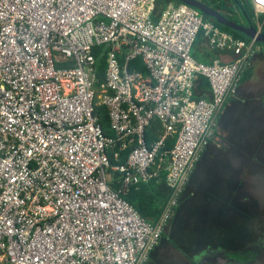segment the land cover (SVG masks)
Returning <instances> with one entry per match:
<instances>
[{
  "label": "built area",
  "instance_id": "obj_1",
  "mask_svg": "<svg viewBox=\"0 0 264 264\" xmlns=\"http://www.w3.org/2000/svg\"><path fill=\"white\" fill-rule=\"evenodd\" d=\"M249 2L264 14V0ZM154 5L0 0V264H146L158 245L255 42L233 39L187 5L167 3L158 14ZM199 32L233 61L194 60ZM135 59L145 75L129 70ZM198 77L208 100L194 96ZM97 106L113 137L103 134ZM117 144L129 153L111 166L107 152ZM108 170L119 175L116 188ZM162 173L169 196L149 222L123 196Z\"/></svg>",
  "mask_w": 264,
  "mask_h": 264
},
{
  "label": "trees",
  "instance_id": "obj_2",
  "mask_svg": "<svg viewBox=\"0 0 264 264\" xmlns=\"http://www.w3.org/2000/svg\"><path fill=\"white\" fill-rule=\"evenodd\" d=\"M198 1L204 3L206 6L217 11L218 13H220L221 15H223L228 20L234 23L243 25L245 27L252 26L254 29H257L258 26H260V33L264 35V14L256 13L249 0ZM167 3L180 4L174 0H155V12L162 10ZM230 8H234L236 10L238 17H231L229 14L226 13L232 12ZM200 15L202 16L204 21L211 22L220 31L229 34L233 39L238 41H244L246 43H249L251 41L245 35L218 24L214 19L204 16L202 14ZM254 45L264 46V43H254ZM104 51L105 50L103 46L97 47L94 50L95 57L97 60L96 76L98 81L102 80L104 74ZM233 59L234 58H232L230 62H232ZM128 67L129 70H137L144 75L146 73L145 68L140 59L133 60L128 65ZM248 68L249 67L245 69L239 82H243L249 76ZM198 78L205 80V82L207 83V80L205 78ZM94 115L98 118V123L102 129L103 134L107 137H113V133L109 129V119L105 108L102 106H97L94 110ZM153 138L154 137L152 136V133L150 131L146 132L147 144H149L153 140ZM174 141V137L168 138L165 141L163 151H170L174 145ZM209 144L205 146L204 149L207 148ZM115 152L118 153V162H116L113 158V154ZM128 153L129 150L119 151V144L114 145L107 152L110 165L114 166L118 164H123L127 158ZM108 174L111 179V186L113 188H116V182L118 180L119 175L116 172H111V170H108ZM253 176L256 180L258 179L264 182V158L260 154L259 156L254 157ZM189 180L187 184L189 183ZM187 186L188 185L185 186L179 203L184 199H189L190 203L194 205V203H196L195 200L197 198V195L194 191L192 196L186 198ZM162 189L163 191H161ZM239 195V189H235L232 197L230 198L229 205L226 206V208H228V210L231 212V215H229V220H226V213L224 212V207H222L223 209L221 208L222 210H218V207L215 206V201L213 197L207 198V201L205 202L206 205L201 203H199L200 205L195 204L194 206L196 212L191 217L188 214L182 212V208L178 209L177 207L175 210V214L169 223L172 228L170 238L172 239L171 243L173 244V247L181 251L180 247L184 245L191 246L204 243L205 241H212L211 239H208L203 242L194 243L190 240L191 237H189L190 235L187 233V229L189 225L193 227V224L195 225L196 221H198L197 219H200L199 221L202 222V230H207L209 229V227L216 226L217 236L215 238L219 239V242L221 241L220 244L218 243V245L228 250H236L238 248H242L248 242L254 240L256 236H263L264 203H261L253 196L251 199V204L247 202V205H244L243 202H239L237 200ZM168 196L169 189L165 182V173H162L159 175L158 178L149 180L145 183H140L136 186L129 187L126 194L123 196V199L128 204H130L142 218L149 222H155L160 216ZM201 214L203 217L202 220ZM165 230L162 233L160 240H162V238H165ZM200 235H205V233L201 232Z\"/></svg>",
  "mask_w": 264,
  "mask_h": 264
},
{
  "label": "crops",
  "instance_id": "obj_3",
  "mask_svg": "<svg viewBox=\"0 0 264 264\" xmlns=\"http://www.w3.org/2000/svg\"><path fill=\"white\" fill-rule=\"evenodd\" d=\"M191 56L203 64H210L216 59L229 63L233 58L228 50H210L202 32H199L192 45ZM248 72L249 76L239 82L235 94L215 116L214 137L209 146L199 153L187 184L186 198L195 191L199 202L206 205L207 198L213 197L218 210L224 207L226 220L231 215L226 206L235 189L240 192L237 198L239 202L251 204L254 196V157L260 154L264 158V46L254 45ZM194 96L205 100L210 98L205 80H195ZM260 186L264 188V185ZM184 210L185 207L182 212ZM185 214H188L187 210ZM159 243L146 264L152 263L158 251L163 252L164 247H160Z\"/></svg>",
  "mask_w": 264,
  "mask_h": 264
},
{
  "label": "rangeland",
  "instance_id": "obj_4",
  "mask_svg": "<svg viewBox=\"0 0 264 264\" xmlns=\"http://www.w3.org/2000/svg\"><path fill=\"white\" fill-rule=\"evenodd\" d=\"M230 9L232 12L230 13L226 12V13L229 14L231 17H238L236 10L234 8H230ZM253 184H254V189H253L254 197L261 203L262 202L264 203V188H260L261 187L260 185H264V182H261L258 179L257 180L254 179ZM195 202L197 204L200 203L199 196H197ZM202 219L203 217L201 214V220ZM197 220L198 221H196V224L195 225L193 224V227L190 225L188 226L187 233L190 235L189 237H191L190 240L193 241L194 243L203 242L208 239H211L212 241H205L204 243L191 245V246L184 245L180 247L181 249L180 251L175 247H173V244L171 243L172 239L170 238L171 237L170 233H172V228L169 224L165 230V238H162V240H160L159 243L160 247L162 246L164 247L162 248L163 252L158 251L157 252L158 254L155 255L151 264H211V262L208 259H204L200 261L201 259L199 258L198 254L203 250H208L209 248L215 249V246H219L218 243L220 244L221 241L219 242V239L215 238L217 236V231H216L217 227L214 226V227H209V229L207 230H202L201 229L202 222L199 221L200 219ZM201 232H204L205 235H200ZM225 245H229V244H225ZM217 263L225 264L224 261H220V260H216V264ZM230 264H237V263H230ZM238 264H264V260H258V261L251 260L247 262H241Z\"/></svg>",
  "mask_w": 264,
  "mask_h": 264
},
{
  "label": "flooded vegetation",
  "instance_id": "obj_5",
  "mask_svg": "<svg viewBox=\"0 0 264 264\" xmlns=\"http://www.w3.org/2000/svg\"><path fill=\"white\" fill-rule=\"evenodd\" d=\"M179 208L187 210L191 217L195 214V206L190 203L189 199H184L178 204ZM185 210L183 211L185 213ZM219 250H224L225 253H220ZM215 253V254H214ZM200 261L208 259L211 264H216V260L224 261L225 264L241 263L251 260H264V235L256 236L254 240L248 242L244 247L236 250H228L220 246H215V249L203 250L198 254ZM232 256V257H231ZM235 256V257H233ZM214 262V263H213ZM219 264V263H217Z\"/></svg>",
  "mask_w": 264,
  "mask_h": 264
},
{
  "label": "water",
  "instance_id": "obj_6",
  "mask_svg": "<svg viewBox=\"0 0 264 264\" xmlns=\"http://www.w3.org/2000/svg\"><path fill=\"white\" fill-rule=\"evenodd\" d=\"M180 4L187 5L191 8H194L200 14L214 19L218 24L225 26L231 30L237 31L250 40H253L255 43H264V35L254 29L252 26H243L237 23H234L228 20L226 17L213 10L212 8L206 6L204 3L198 0H174ZM220 253H225L224 250H219ZM215 254V253H214Z\"/></svg>",
  "mask_w": 264,
  "mask_h": 264
}]
</instances>
